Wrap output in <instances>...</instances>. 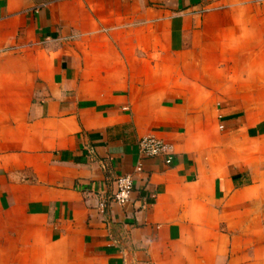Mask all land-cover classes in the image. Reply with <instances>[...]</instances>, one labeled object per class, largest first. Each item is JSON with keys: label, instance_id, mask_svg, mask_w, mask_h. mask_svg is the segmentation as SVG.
Instances as JSON below:
<instances>
[{"label": "crops", "instance_id": "1", "mask_svg": "<svg viewBox=\"0 0 264 264\" xmlns=\"http://www.w3.org/2000/svg\"><path fill=\"white\" fill-rule=\"evenodd\" d=\"M0 264H264V0H0Z\"/></svg>", "mask_w": 264, "mask_h": 264}, {"label": "built area", "instance_id": "2", "mask_svg": "<svg viewBox=\"0 0 264 264\" xmlns=\"http://www.w3.org/2000/svg\"><path fill=\"white\" fill-rule=\"evenodd\" d=\"M138 150L146 158L165 157V163L169 165L172 160L170 147L161 139L154 136L143 137L138 141ZM140 171V167H137ZM116 191L111 198V202L118 205H124L128 200L133 186L130 176H120L115 180ZM103 207V206H102Z\"/></svg>", "mask_w": 264, "mask_h": 264}]
</instances>
